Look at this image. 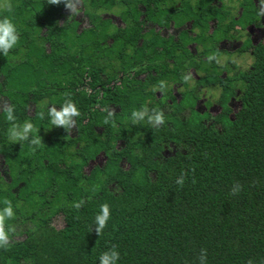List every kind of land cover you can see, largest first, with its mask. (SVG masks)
<instances>
[{
	"label": "trees",
	"instance_id": "16d2710c",
	"mask_svg": "<svg viewBox=\"0 0 264 264\" xmlns=\"http://www.w3.org/2000/svg\"><path fill=\"white\" fill-rule=\"evenodd\" d=\"M73 2L72 14L63 0H0L19 37L0 50V210L7 199L15 214L0 264H100L113 247L116 264H264L258 0ZM229 39L246 68L232 72ZM67 101L80 113L70 130L48 111ZM26 121L38 132L12 142Z\"/></svg>",
	"mask_w": 264,
	"mask_h": 264
},
{
	"label": "clouds",
	"instance_id": "9594fccd",
	"mask_svg": "<svg viewBox=\"0 0 264 264\" xmlns=\"http://www.w3.org/2000/svg\"><path fill=\"white\" fill-rule=\"evenodd\" d=\"M62 2V0H48V3L50 5H59ZM65 8L70 10V12L73 14L77 11L76 3L73 2V0H63ZM10 10V5H5ZM18 33L16 30V27L12 24V22L5 18L3 20H0V50L3 51L4 55L7 56L8 52L18 41ZM209 59H212L211 57ZM7 114V120L8 121H15L16 117L14 115V110L11 105H8L3 109ZM49 115L51 117V123L55 126L64 127L65 130H70L75 126V121L73 120V117L79 116L80 113L77 110L74 103L71 101H67L63 107H61L59 110L55 107L49 108ZM148 109L144 108L142 111H134L132 113V116L134 118L133 123H136L140 120L144 119V116L147 114ZM113 113L109 112V115L111 116ZM41 118H43V113H41ZM148 120L153 123L154 125H162L164 123V115L162 112H155L154 115L149 116ZM107 123V120L105 121ZM39 129L34 128L33 124L30 122H25L22 126L18 125L16 123L12 124V127L9 129V139L12 142H19L28 140L29 134L38 132ZM31 144L33 145H40L41 144V138L37 136L36 138H33L31 140ZM186 173H183L177 180L176 183L180 186H183L184 183V177ZM240 185L236 184V187L233 188L232 194H236L240 191ZM6 207L2 210H0V248L7 249L9 243H10V237H9V231H14L11 227H9L6 230L5 221L11 220L14 218V212L12 208L11 201L5 200L4 201ZM84 201L81 200L73 205L76 209H79L83 206ZM110 217V210L109 206L107 204L101 205V212L95 217V233L96 235H100L103 229L107 226L106 222ZM119 258V253L114 250V247L112 250L102 253L100 256V264H116V261ZM249 264H251V261H249Z\"/></svg>",
	"mask_w": 264,
	"mask_h": 264
},
{
	"label": "rangeland",
	"instance_id": "374dc122",
	"mask_svg": "<svg viewBox=\"0 0 264 264\" xmlns=\"http://www.w3.org/2000/svg\"><path fill=\"white\" fill-rule=\"evenodd\" d=\"M259 1V8H260V30L264 28V0H258ZM229 58L230 61H233V65L237 69H244L247 67L248 63L250 62L251 59V54L248 51H239V52H234L230 51L228 54L225 53V55ZM174 149V147L171 144H168L165 146L163 149L162 153L165 155L169 152H171Z\"/></svg>",
	"mask_w": 264,
	"mask_h": 264
},
{
	"label": "flooded vegetation",
	"instance_id": "af4514ba",
	"mask_svg": "<svg viewBox=\"0 0 264 264\" xmlns=\"http://www.w3.org/2000/svg\"><path fill=\"white\" fill-rule=\"evenodd\" d=\"M258 9H259V27L261 26V24H260V8H259V1H258ZM258 27V30H259V32H261L260 31V28ZM262 30V29H261ZM257 35V36H256ZM255 36L256 37H258L259 36V34L257 33ZM254 37V36H253ZM233 41L234 40H231V39H229V40H227V41H223V42H221L220 43V45L221 46H223V48L226 50L225 52H224V55H225V53L226 54H228V52H230V51H234V52H239V50H235V45L233 44ZM246 51V50H245ZM229 62H231V63H233V61H230L229 60V58L227 57V56H224ZM236 71V67L234 66V68L232 69V72H235ZM207 95H210V94H207Z\"/></svg>",
	"mask_w": 264,
	"mask_h": 264
}]
</instances>
